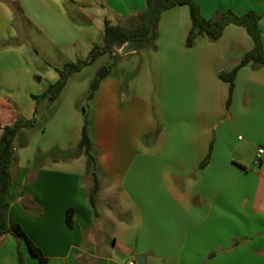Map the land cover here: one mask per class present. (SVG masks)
I'll return each mask as SVG.
<instances>
[{
  "label": "crops",
  "instance_id": "0c3cea01",
  "mask_svg": "<svg viewBox=\"0 0 264 264\" xmlns=\"http://www.w3.org/2000/svg\"><path fill=\"white\" fill-rule=\"evenodd\" d=\"M12 1L23 14L0 0V44L11 41L0 46V137L19 116L36 126L15 138L9 218L48 264H139L143 253L146 264H264V156L255 162L264 148V65L242 66L232 92L220 77L253 49L246 27L229 24L219 39L201 34L189 47L190 8L175 6L161 14L143 71L132 74L135 61L112 65L88 100L92 78L74 79L84 67L54 102H37L59 79L56 67L103 43L106 18L126 24L147 0ZM196 1L206 18L255 10L264 41V0ZM127 49L141 50L126 43L113 55ZM83 100L98 149V214L84 153L61 159L78 149ZM1 239L0 264H20L19 242L24 264H39L25 240Z\"/></svg>",
  "mask_w": 264,
  "mask_h": 264
},
{
  "label": "trees",
  "instance_id": "16d2710c",
  "mask_svg": "<svg viewBox=\"0 0 264 264\" xmlns=\"http://www.w3.org/2000/svg\"><path fill=\"white\" fill-rule=\"evenodd\" d=\"M10 4L17 15H22V9L12 0H4ZM68 3H75L74 0H66ZM178 5H188L192 19V26L187 35V46L194 45L196 38L201 34H206L211 40L219 39L225 28L229 24H237L246 27L249 34L253 37L254 47L247 52L238 66L228 72H221L220 77L230 83V90L233 91L238 70L249 63L254 66L264 65V41L263 32L259 26L261 16L255 10H249L246 13L238 14L233 10L217 11L212 17L206 18L201 10L200 4L196 0H147L146 9L139 13H134L129 17L126 24H114L108 18L105 19L103 43L93 46L88 58L80 59L76 62H67L63 67H56L59 73V79L51 84L43 93L34 95L37 102L42 99H48L54 102L66 88L71 75L78 72L87 65L92 64L100 56L115 53L126 43H133L134 48H139L146 42L156 40L158 37V27L161 14L170 8ZM11 41L1 43L0 46H8ZM112 64L103 65L97 76L92 80L87 93V99L95 97L102 80L111 73ZM85 122L82 138L78 149L62 153L61 159H71L78 157L82 152L88 157V172L93 175L94 184L89 191V201L96 214L97 193L100 189L98 149L91 137L90 117L87 107L83 108ZM36 126L35 119H27L19 116L14 122L2 126L3 132L0 137V245L2 236L7 233L15 234L19 239L27 242L31 253L38 258L39 264H48L49 260L43 250L37 246L27 235L21 224L13 222L9 218L11 188L13 186V166L16 161L15 138L23 128L33 129ZM209 162V156L204 160L201 166H206ZM74 208L67 211V223L74 225ZM19 260L24 264V256L20 249L19 242Z\"/></svg>",
  "mask_w": 264,
  "mask_h": 264
},
{
  "label": "rangeland",
  "instance_id": "374dc122",
  "mask_svg": "<svg viewBox=\"0 0 264 264\" xmlns=\"http://www.w3.org/2000/svg\"><path fill=\"white\" fill-rule=\"evenodd\" d=\"M130 45H131V47L134 46L133 43H130ZM154 45H155L154 40L146 42L143 46L139 47V48H141V50H140V52H137L136 54H133L132 52H128V49L124 50V51H126L125 56H120V55L118 56V55H112L111 53H106V54L100 56L98 59H96L92 64L86 66L82 72L76 73L74 76V79L77 81H82V80H85L86 78H92V80H93L97 76L99 69L103 65H108V64L114 65V64L121 63V62H124V63L130 62V64H131V61H135L134 66L131 67L132 68L131 69L132 74L139 72L140 69H142V71H143L144 68H141L142 67L141 63L148 59ZM116 54H118L117 50H116ZM63 66H61V67H63ZM61 67H59V68H61ZM90 85H91V83H90ZM84 107H87L85 100H83L81 103V109L83 110ZM44 108H45L44 103L43 102L40 103V107H39V113L40 114L44 111ZM40 129H41V127L38 126L34 130H27V135L31 138V136L34 135V133H37ZM84 161H85V164L87 165V162L89 161V159L85 154H84Z\"/></svg>",
  "mask_w": 264,
  "mask_h": 264
},
{
  "label": "built area",
  "instance_id": "2783aa9c",
  "mask_svg": "<svg viewBox=\"0 0 264 264\" xmlns=\"http://www.w3.org/2000/svg\"><path fill=\"white\" fill-rule=\"evenodd\" d=\"M263 156H264V148H260L257 152L255 162L257 164H260L263 161ZM128 264H137V263L134 260H131V261H129Z\"/></svg>",
  "mask_w": 264,
  "mask_h": 264
},
{
  "label": "water",
  "instance_id": "95a60500",
  "mask_svg": "<svg viewBox=\"0 0 264 264\" xmlns=\"http://www.w3.org/2000/svg\"><path fill=\"white\" fill-rule=\"evenodd\" d=\"M147 253H143L139 256V264H146Z\"/></svg>",
  "mask_w": 264,
  "mask_h": 264
}]
</instances>
